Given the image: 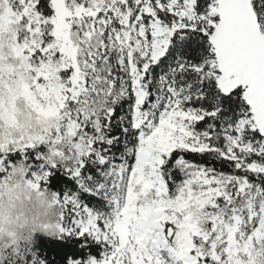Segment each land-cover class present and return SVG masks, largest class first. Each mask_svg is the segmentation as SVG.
<instances>
[{
	"label": "snow or ice",
	"instance_id": "6c2138e0",
	"mask_svg": "<svg viewBox=\"0 0 264 264\" xmlns=\"http://www.w3.org/2000/svg\"><path fill=\"white\" fill-rule=\"evenodd\" d=\"M0 264H264V0H0Z\"/></svg>",
	"mask_w": 264,
	"mask_h": 264
}]
</instances>
